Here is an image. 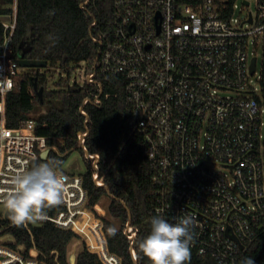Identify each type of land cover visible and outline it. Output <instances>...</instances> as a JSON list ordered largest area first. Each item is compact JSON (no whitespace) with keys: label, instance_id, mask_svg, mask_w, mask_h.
Masks as SVG:
<instances>
[{"label":"built area","instance_id":"1","mask_svg":"<svg viewBox=\"0 0 264 264\" xmlns=\"http://www.w3.org/2000/svg\"><path fill=\"white\" fill-rule=\"evenodd\" d=\"M256 2L255 14L248 10L239 18L233 14L235 0H113L110 29L91 37L99 44L91 62L46 63L29 71L44 73L51 88L66 78L64 87L92 83L99 93L100 77H122L130 131L139 137L153 169L148 220L157 215L169 223L194 218L190 249L218 264H240L264 237V103L261 71L253 79L256 60L253 70L250 66L256 56L247 50L249 38L262 43L264 5ZM11 8L0 16V190L5 194L18 172L44 162L34 164L47 148L33 118L16 127L5 124V97L21 68L20 56L12 55L16 0ZM88 102L97 105L101 98L82 99L84 122ZM86 134V129L79 132L78 142L95 168L94 181L101 184L99 155L88 153ZM63 173L61 209L44 212L36 224L50 220L72 230L104 264H120V256L108 250L101 215L88 202L82 176ZM5 212L0 208V214ZM123 232L132 245L137 228L127 221ZM23 250L0 240V264H45L35 248L28 256Z\"/></svg>","mask_w":264,"mask_h":264},{"label":"trees","instance_id":"2","mask_svg":"<svg viewBox=\"0 0 264 264\" xmlns=\"http://www.w3.org/2000/svg\"><path fill=\"white\" fill-rule=\"evenodd\" d=\"M82 1L16 0L12 55L45 60L48 66L57 62L61 66L81 60L91 62L99 47L91 37L110 29L113 0H88L80 6ZM12 3L13 0H0V16L5 17L12 12ZM258 4L264 5V0H258ZM93 20L95 24H92ZM29 71L18 73L12 90L6 94L5 124L16 127L27 118L36 121L35 133L46 137L48 153L44 159L39 157L35 160L34 164L55 159L61 168L70 149H79L85 164L80 175L89 204L95 205L102 196H106V209L119 222L116 224L110 218L101 217L108 250L120 256V264H149L139 245L151 231L148 215L155 192L153 169L141 149L139 137L130 131V107L124 99L122 77H100L102 91L99 93L92 83L64 87L66 78L59 79L51 88L46 84L44 73ZM260 71L259 83L264 103V31ZM35 86L36 89L42 87L41 97L37 95ZM97 94L101 98L99 104L88 102L84 105L87 112L84 122L85 116L79 111L82 99ZM37 104L45 106V111L32 114L31 110ZM84 129L87 130L83 143L85 148L88 153L99 155L97 179L101 184L94 181L95 168L78 142L77 134ZM59 209L60 204L46 208L44 212L54 214ZM127 221L137 228L132 245L123 232ZM0 230L12 235L14 241L7 242L9 246L22 245L26 256L30 248H35L37 258L45 264H69L67 245L74 238H79L72 230L59 227L50 220L18 226L10 215L5 214H0ZM131 247L135 252L134 258ZM190 251L191 258L186 264H218L213 257ZM248 253L247 257H252L254 264H264V237L253 243ZM76 264L104 263L96 253L82 247L77 253Z\"/></svg>","mask_w":264,"mask_h":264},{"label":"clouds","instance_id":"3","mask_svg":"<svg viewBox=\"0 0 264 264\" xmlns=\"http://www.w3.org/2000/svg\"><path fill=\"white\" fill-rule=\"evenodd\" d=\"M67 177L60 163L49 159L22 169L11 180L12 187L6 194L0 190V204L18 226L42 219L44 210L62 203ZM195 220L184 216L176 223H169L163 216L151 219V231L141 241L139 248L149 264H186L190 261V244ZM240 264H254L252 257H245Z\"/></svg>","mask_w":264,"mask_h":264},{"label":"rangeland","instance_id":"4","mask_svg":"<svg viewBox=\"0 0 264 264\" xmlns=\"http://www.w3.org/2000/svg\"><path fill=\"white\" fill-rule=\"evenodd\" d=\"M237 6L233 9V14L239 18H243L244 15L247 13L248 10H250L253 14L257 11V2L256 0H249V4L242 6V0H235ZM242 7V10L240 9ZM247 50L248 53H255L256 56V69L257 73L253 76V79H256L257 74L260 71L261 68V49H262V43L259 41L258 43H254L251 41V38H249ZM253 55V54H250ZM32 70L28 67H21L19 69V73H26V71ZM45 111V106L41 104H37L33 107L31 110L32 114H37ZM85 164L83 162L82 153L77 148H72L68 152L67 158L62 164V169L66 172L74 171V172H81L84 170ZM107 197L102 196L97 209L100 213L101 217H107L110 218L112 221H115L116 224H119L118 220L116 218H113L107 211L106 205H107ZM0 208H4L2 204H0ZM103 211V214H102ZM33 224H36L37 221L31 222ZM0 240L7 242H13L12 235L8 232L6 233H0ZM83 247V242L80 238H74L72 241H70L67 245V260L69 264H76V256L79 250Z\"/></svg>","mask_w":264,"mask_h":264},{"label":"water","instance_id":"5","mask_svg":"<svg viewBox=\"0 0 264 264\" xmlns=\"http://www.w3.org/2000/svg\"><path fill=\"white\" fill-rule=\"evenodd\" d=\"M245 3H247L248 1L244 0ZM248 21H251V16L249 15V18H248ZM255 60L256 58L253 57L251 59V70L254 69L255 67ZM18 62L20 64L21 67H39V66H45L46 65V61L45 60H35V59H28L26 57H24L23 55H21L19 58H18ZM35 89H36V86H35ZM36 92H37V95L39 97H41V93H42V87H39L36 89ZM48 153V148L44 149L41 153H40V157L42 159H44L46 157ZM106 190L108 191V188H106ZM5 215L8 216V212L6 210L5 212Z\"/></svg>","mask_w":264,"mask_h":264},{"label":"crops","instance_id":"6","mask_svg":"<svg viewBox=\"0 0 264 264\" xmlns=\"http://www.w3.org/2000/svg\"><path fill=\"white\" fill-rule=\"evenodd\" d=\"M61 170H63V169H61ZM64 171V170H63ZM66 172V171H65ZM69 173H80V172H74V171H70ZM96 206H98V203H97V205Z\"/></svg>","mask_w":264,"mask_h":264},{"label":"bare ground","instance_id":"7","mask_svg":"<svg viewBox=\"0 0 264 264\" xmlns=\"http://www.w3.org/2000/svg\"><path fill=\"white\" fill-rule=\"evenodd\" d=\"M100 182V181H99ZM97 205V204H96ZM97 207V206H96Z\"/></svg>","mask_w":264,"mask_h":264}]
</instances>
